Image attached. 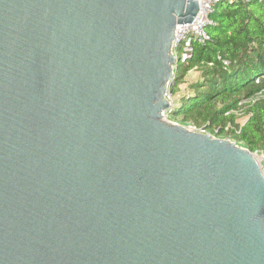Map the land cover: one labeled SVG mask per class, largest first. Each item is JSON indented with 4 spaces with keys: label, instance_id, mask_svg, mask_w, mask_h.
I'll list each match as a JSON object with an SVG mask.
<instances>
[{
    "label": "water",
    "instance_id": "95a60500",
    "mask_svg": "<svg viewBox=\"0 0 264 264\" xmlns=\"http://www.w3.org/2000/svg\"><path fill=\"white\" fill-rule=\"evenodd\" d=\"M198 0H0V264H264L256 153L165 119Z\"/></svg>",
    "mask_w": 264,
    "mask_h": 264
},
{
    "label": "trees",
    "instance_id": "16d2710c",
    "mask_svg": "<svg viewBox=\"0 0 264 264\" xmlns=\"http://www.w3.org/2000/svg\"><path fill=\"white\" fill-rule=\"evenodd\" d=\"M206 30L208 40L176 64L172 95L192 70L201 75L169 118L264 154V0L221 2ZM237 110L248 116L242 125Z\"/></svg>",
    "mask_w": 264,
    "mask_h": 264
},
{
    "label": "built area",
    "instance_id": "2783aa9c",
    "mask_svg": "<svg viewBox=\"0 0 264 264\" xmlns=\"http://www.w3.org/2000/svg\"><path fill=\"white\" fill-rule=\"evenodd\" d=\"M235 0H198L200 10L194 20L190 23H182L176 26L175 40L172 44V53L179 61H186L194 52V43H205L209 36L207 26L211 23V15L215 12L217 6L221 2H233ZM177 62V63H178ZM176 63V64H177ZM176 64L173 66L174 71ZM172 100V94L169 95ZM188 128L192 131L206 133V129ZM262 160V168L264 171V154Z\"/></svg>",
    "mask_w": 264,
    "mask_h": 264
},
{
    "label": "rangeland",
    "instance_id": "374dc122",
    "mask_svg": "<svg viewBox=\"0 0 264 264\" xmlns=\"http://www.w3.org/2000/svg\"><path fill=\"white\" fill-rule=\"evenodd\" d=\"M200 72L198 70H192L188 76L185 79V82H183L180 87H179V91L177 93H175L174 95H172V101L174 103V106L176 107L177 105H179L182 101V98L184 96L190 95L191 94V84L196 82L199 78H200ZM174 109V107H173ZM237 118H236V122L239 123L240 125L244 124L246 119L248 118L247 114L245 111H238L237 110V114H236ZM165 119L173 122V123H177L182 125L180 122L177 121H173L169 118V111H167L165 113ZM186 125L187 128H191V129H195L194 127H196L197 129H202L201 127H197L194 123L190 122L188 124H184ZM183 125V126H184ZM204 129V128H203ZM225 137V138H224ZM227 136H222L220 139H227ZM259 161L262 163L263 160V155L260 153H256Z\"/></svg>",
    "mask_w": 264,
    "mask_h": 264
}]
</instances>
